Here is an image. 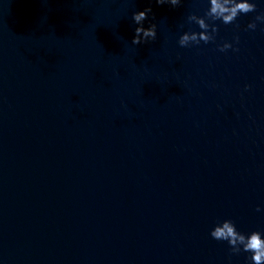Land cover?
<instances>
[{
	"label": "water",
	"instance_id": "1",
	"mask_svg": "<svg viewBox=\"0 0 264 264\" xmlns=\"http://www.w3.org/2000/svg\"><path fill=\"white\" fill-rule=\"evenodd\" d=\"M255 2L182 47L208 0H0V264H252L210 231L264 237Z\"/></svg>",
	"mask_w": 264,
	"mask_h": 264
},
{
	"label": "clouds",
	"instance_id": "2",
	"mask_svg": "<svg viewBox=\"0 0 264 264\" xmlns=\"http://www.w3.org/2000/svg\"><path fill=\"white\" fill-rule=\"evenodd\" d=\"M156 3H167L176 7L179 5L180 0H156ZM208 5L203 16L196 15L195 13L188 15L187 20L198 25L200 31L183 32L178 39L180 46L186 47L192 43L199 44L201 41L205 43L213 41L218 27L215 23H209V21L220 20L224 24H231L239 15L254 13L257 9L255 0H208ZM151 12V7H146L143 10L132 13V21L137 25L134 28V35L131 40L132 44L139 45L142 42L156 39L157 25L149 23L145 27L143 24ZM257 22L264 23V11L254 16V19L247 24V29L255 30ZM235 39L238 41L239 37L237 36ZM231 47L232 44L224 42L219 46V50L225 51ZM259 210V207H257V211ZM210 235L216 240L227 241L233 253H239L241 250L251 253L250 260L252 264H264V237H262L259 231L253 230L245 235L236 229L235 224L230 219H224L213 226Z\"/></svg>",
	"mask_w": 264,
	"mask_h": 264
}]
</instances>
